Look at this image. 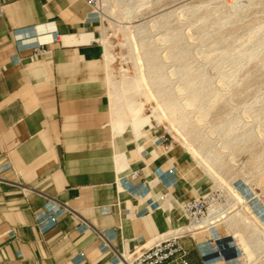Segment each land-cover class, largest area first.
Masks as SVG:
<instances>
[{
    "label": "crops",
    "instance_id": "1",
    "mask_svg": "<svg viewBox=\"0 0 264 264\" xmlns=\"http://www.w3.org/2000/svg\"><path fill=\"white\" fill-rule=\"evenodd\" d=\"M4 3L0 264H123L122 254L174 232L178 207L194 200L193 187L173 189L156 174L180 154L151 163L143 155L146 166L135 167L142 147L134 129L120 133L114 124L108 67L95 42L102 28L87 0ZM118 157L128 168L119 171ZM122 179L144 188L126 190ZM206 240H183L190 264H209L198 248Z\"/></svg>",
    "mask_w": 264,
    "mask_h": 264
},
{
    "label": "rangeland",
    "instance_id": "2",
    "mask_svg": "<svg viewBox=\"0 0 264 264\" xmlns=\"http://www.w3.org/2000/svg\"><path fill=\"white\" fill-rule=\"evenodd\" d=\"M101 1L100 44L106 52L113 120L120 113L118 126L114 124L123 132L134 129L136 116L149 123L145 146L134 152L140 160L135 167L146 166L143 155L151 163L152 154L146 152L154 146L167 159L180 154L170 169L156 171L167 186L193 187L194 199L228 190L225 209L234 205L232 214L244 219L235 227L237 235L222 223L221 246L203 241L198 248L210 257L209 264H264V0ZM227 52L231 57L224 60ZM194 78L197 86H208L198 90H207L206 102L212 106L186 103L190 91L183 89ZM170 100L179 105L175 111L167 108ZM182 111L183 122L177 113ZM158 138H166L165 145ZM213 153H219L218 161ZM181 158L184 165L176 167ZM126 160L131 162L129 155ZM118 167L123 170L121 163ZM176 172L183 177L178 182ZM203 177L210 180L205 188L198 184ZM122 185L126 190L144 188L128 179ZM182 218L175 230L188 225ZM127 257L132 261L135 252Z\"/></svg>",
    "mask_w": 264,
    "mask_h": 264
},
{
    "label": "built area",
    "instance_id": "3",
    "mask_svg": "<svg viewBox=\"0 0 264 264\" xmlns=\"http://www.w3.org/2000/svg\"><path fill=\"white\" fill-rule=\"evenodd\" d=\"M13 1V0H8ZM93 9L98 20H102V1L87 0ZM4 0H0V17L4 15ZM101 43L100 39L95 41ZM39 50V49H38ZM39 51L45 52L42 47ZM167 139L158 138V141L165 145ZM165 150L170 148L164 147ZM229 192L226 189H218L208 195L201 196L184 204V213L189 221L184 229H178L165 239L155 243L153 246L135 253V257L128 264H190L188 261L189 251L185 247V238L194 239V231L202 228L209 217L210 208L214 204H225L229 200ZM217 232V231H216ZM211 244L216 243L214 235H208L207 240Z\"/></svg>",
    "mask_w": 264,
    "mask_h": 264
},
{
    "label": "bare ground",
    "instance_id": "4",
    "mask_svg": "<svg viewBox=\"0 0 264 264\" xmlns=\"http://www.w3.org/2000/svg\"><path fill=\"white\" fill-rule=\"evenodd\" d=\"M106 2V1H105ZM198 6H200V5H198ZM206 6V5H205ZM196 7V6H195ZM197 8H199V7H197ZM236 13V12H235ZM237 15V14H236ZM206 17V16H205ZM232 21V20H231ZM220 22V21H219ZM229 22L230 21H228V24H229ZM216 23V22H215ZM223 23V22H222ZM227 25V24H226ZM220 26V25H219ZM260 28V27H259ZM220 30H221V28H220ZM207 33V32H206ZM212 33H214V32H212ZM204 35V34H203ZM144 36V35H143ZM215 36V35H214ZM217 38H218V36H217ZM252 41V40H251ZM261 46V45H260ZM257 50V49H256ZM103 52H104V55H105V49L103 48ZM252 54V53H251ZM185 54H183V58H185ZM107 57V56H106ZM149 61H150V64H153L154 62H155V57L154 56H152V53L149 55ZM224 58V60H229V58L231 57V53L230 52H227L226 54H224V56H223ZM253 57V55H251L250 56V58H252ZM254 58H256V57H254ZM258 59V58H257ZM238 60V59H237ZM242 62V61H241ZM234 65V64H233ZM231 66V65H230ZM240 67V66H239ZM239 67H238V69H239ZM224 70V69H223ZM182 74H183V72H182ZM228 74V73H227ZM201 75V74H200ZM202 76V75H201ZM227 77H229V76H227ZM142 78V77H141ZM201 79V78H200ZM110 80H111V78H110ZM142 80H143V78H142ZM197 80H199V79H196V78H194V79H191L190 81H188V86H186V89H183V92L185 91H187V90H189L190 91V96H189V98L187 99V102L186 103H188V105L189 106H195V105H199L198 107H200L201 109L203 108V106L205 105V104H207V97L208 96H206L207 94V90H201L202 88H207L208 86L205 84L204 86L202 85V86H197ZM232 80V79H231ZM144 81V80H143ZM147 81V80H146ZM133 83V82H132ZM204 84V83H203ZM199 85V84H198ZM231 85V84H230ZM131 86V84L129 85V87ZM134 86V85H133ZM142 86V85H141ZM140 85H139V87H141ZM212 86V85H211ZM210 87V86H209ZM198 88H201L200 90H198ZM216 91V90H215ZM204 94V95H203ZM219 94V93H218ZM217 94V95H218ZM220 95V94H219ZM218 95V96H219ZM215 98V97H214ZM217 98V97H216ZM213 100V99H212ZM204 102V103H203ZM216 102V101H215ZM209 103V102H208ZM211 103V102H210ZM166 104H167V108L168 109H172V110H176L178 107H179V105L177 104V102H176V100H170V101H167L166 102ZM214 104V103H213ZM207 105H210V104H207ZM254 105V104H253ZM210 106H212V105H210ZM207 108V107H206ZM208 108H209V106H208ZM203 109H205V108H203ZM134 109H132V111H133ZM117 113V112H116ZM178 114H179V116L180 117H178V118H180V120H181V122H183L184 121V117L186 116V113H185V111H182V112H177ZM118 114H120L119 112H118ZM117 114V115H118ZM122 114V113H121ZM115 113H114V121H115V123L117 124V126H118V116H117ZM125 116V115H124ZM122 118V117H121ZM126 118V117H125ZM123 119V118H122ZM231 119H233V118H231ZM121 120V119H120ZM119 120V121H120ZM230 120V119H229ZM122 122H124V121H122ZM230 122H227V124L226 125H228ZM115 124V125H116ZM233 124V123H232ZM149 125V123H148V120L147 119H139V118H137V116L135 117V126H134V130H135V133H136V135H137V138H138V140L140 141V144H141V147L144 145V143L146 142V134H145V130H146V128H147V126ZM221 126H222V124H221ZM183 127H184V125H183ZM131 129H133V128H131ZM223 131H224V129H223ZM217 132H219V131H217ZM246 132V131H245ZM244 132V133H245ZM221 134V133H220ZM250 134V133H249ZM151 135V134H150ZM183 136V135H182ZM221 136V135H220ZM235 136V135H234ZM251 136V135H250ZM249 136V137H250ZM234 139V138H233ZM249 140V139H248ZM148 144V143H147ZM224 145V144H223ZM145 146V145H144ZM147 148H148V146H147ZM172 152L174 151L173 149L171 150ZM170 151V152H171ZM171 152V153H172ZM148 155L149 154H152V160H155V159H158V158H160L161 157V155H159L158 153H155L154 152V146H151L150 148H149V150L146 152ZM121 154V153H120ZM202 155V154H201ZM213 155H214V157H215V159L218 161L219 159H220V155H219V153H213ZM120 156V155H119ZM168 156H166V158H167ZM201 157V156H200ZM222 157V156H221ZM117 160H118V164L120 163V157H118L117 158ZM204 162V161H203ZM124 163H126V162H124ZM126 165L127 164H124L123 165V168H125L126 167ZM122 168V169H123ZM136 175V174H135ZM134 175V176H135ZM198 184L199 185H202L201 187H207V186H209L210 185V180L207 178V177H203L199 182H198ZM220 189H224V188H220ZM200 190V189H199ZM218 190V189H217ZM216 191V190H215ZM212 192H214V191H212ZM211 192V193H212ZM208 194H210V193H208ZM208 194H205V195H208ZM204 196V195H203ZM199 198V197H198ZM197 199V198H196ZM239 200H241L240 198H239ZM229 201V200H228ZM228 201H227V203H228ZM227 203H225V204H214V205H212L211 206V208H210V212H209V217H208V219L206 220V223H205V225L202 227V228H200V229H198V230H196V231H194V238L197 236V235H199V234H205V237L207 238V236L208 235H214V237H215V239H216V244H217V247H220L221 246V243H222V240H223V238H222V236H221V234H220V232H219V226L222 224V223H224V224H226L227 226H228V229L230 230V231H232L233 233H234V235H237V232L236 231H234L235 230V227H236V225L238 224V222L240 223V220L242 221V220H244L243 218H240V215L238 214V213H235V214H232L233 213V210L232 211H230V209H232V207L234 206H230L228 209H225V206H226V204ZM237 207H239V206H237ZM237 207H235V208H237ZM183 208H184V205H182V207H181V211H182V214L187 218V216L185 215V213H184V210H183ZM235 210V209H234ZM185 227H183V228H181V229H184ZM217 231V232H216ZM219 254H221V252H218ZM249 254V253H248ZM122 261H123V264H128L130 261H129V259H128V257H126V255L125 254H122V259H121Z\"/></svg>",
    "mask_w": 264,
    "mask_h": 264
}]
</instances>
